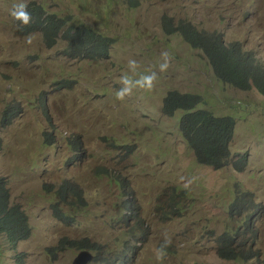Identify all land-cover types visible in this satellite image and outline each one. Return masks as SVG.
<instances>
[{"label": "rangeland", "instance_id": "374dc122", "mask_svg": "<svg viewBox=\"0 0 264 264\" xmlns=\"http://www.w3.org/2000/svg\"><path fill=\"white\" fill-rule=\"evenodd\" d=\"M17 2L0 0V120L8 106L21 110L7 127L0 124V176L7 178L11 201L29 216L32 233L16 245L0 235V264H21L19 258L25 264H72L96 243L104 256L117 249L123 264H264V215L252 232L229 216L237 191L251 192L264 206V98L218 81L199 50L162 27L167 17L199 32L222 33L264 63V0H22L25 7L42 4L114 38L109 56L96 59L64 55L62 37L47 47L38 31L21 34L10 15ZM162 51L169 56L160 71ZM129 58L138 61L133 77L152 70L157 76L151 88L117 99ZM172 90L199 95L198 109L235 118L230 150L235 160L248 155L244 171L196 161L178 128L183 113L162 112ZM45 133L53 135V144ZM74 140H80L79 153ZM102 167L113 172L111 181L97 173ZM66 181L77 184L87 201L69 224L54 218L55 196L47 190ZM173 192L184 195L171 217ZM123 215L139 216L146 233L133 235L136 222L123 224ZM238 226L235 243L248 241L244 247L254 256L219 259L218 237ZM62 239L89 244L84 250L59 247Z\"/></svg>", "mask_w": 264, "mask_h": 264}, {"label": "trees", "instance_id": "16d2710c", "mask_svg": "<svg viewBox=\"0 0 264 264\" xmlns=\"http://www.w3.org/2000/svg\"><path fill=\"white\" fill-rule=\"evenodd\" d=\"M26 10L30 14L29 21L21 23L17 20L21 27V34L38 31L47 47L54 46L62 37L66 43L62 53L69 58L96 59L109 56V51L115 42L111 36L100 33L87 23L77 21L71 16L64 17L49 12L42 4L36 2L27 5ZM162 27L166 35H178L191 48L202 51L212 74L218 81L239 91L254 90L264 98V63L256 57L254 52L245 50L240 42L226 43L221 33L199 32L189 22L180 21L176 25L167 17L163 18ZM42 103L44 106V102ZM201 103V97L197 94L172 90L163 100L162 112L170 117L176 112L183 113L178 128L199 164L217 170L232 165L236 171H244L248 166V155L244 154L235 160L230 150L236 126L235 118L230 115L217 116L207 109H198ZM20 111V108L15 105L8 106L1 116V126L7 127ZM45 141L48 144L55 142L53 135L49 133H45ZM71 145L77 153L81 151L80 140L71 141ZM2 148L3 138L0 136V150ZM79 157L81 155L77 154L73 158ZM97 173L109 180L113 177V172L104 167L99 168ZM118 182L121 183V181ZM47 190L49 193H54L55 196V200L51 204L53 216L64 224L75 222V213L81 212L87 207L83 190L71 181L60 184L57 189L50 187ZM183 195V193L173 192L168 202L172 210L171 217L179 213L180 208L178 207L183 204ZM263 215L264 206L255 201L251 192H236L235 198L229 206V216L233 222H244L245 229L252 232L253 222L258 221ZM239 218H241L240 221L236 222V219ZM131 219L136 222L134 228L130 229L133 235L146 233L142 226L143 220L139 216L123 215L119 221L128 226ZM241 229L242 226H238L218 237L217 252L221 259H251L254 256L251 247H244L248 241L240 246L235 243L241 237ZM31 233L32 226L29 216L19 204L11 201L7 178L0 176V235H4L16 245L17 242L29 238ZM63 240L60 241L59 247L66 244L69 247L84 250L86 249L84 244H89L87 239L73 240L72 242ZM234 243L236 248H234ZM94 247L100 250L97 245ZM49 251L54 253L53 249ZM17 261L25 264L20 258Z\"/></svg>", "mask_w": 264, "mask_h": 264}, {"label": "clouds", "instance_id": "9594fccd", "mask_svg": "<svg viewBox=\"0 0 264 264\" xmlns=\"http://www.w3.org/2000/svg\"><path fill=\"white\" fill-rule=\"evenodd\" d=\"M10 15L14 19L19 20L21 23H27L29 21V18H30V14L26 10V7H25L24 3L22 2V0H19V2L14 3L12 5V7L10 9ZM224 38H225V36H224ZM225 42L226 43H230L231 41L227 42L226 38H225ZM247 51H250V50H247ZM200 52L202 53V51H200ZM160 55L162 57V60L158 64V68H159L160 71H163L168 66V56H169V54H168L167 51H162ZM202 55H203V53H202ZM137 63H138V61L135 60L134 58H129L127 60V71H122L121 72V75L119 76V81L121 83V86L115 90V96H116L117 99H122L125 95L131 93L134 88L147 89V88H151L152 87V83H153L154 79L157 76V72L155 70L148 71V72H141L138 75H135V77H133L132 75L129 74V73H134L135 72ZM166 242L167 241H165V243ZM96 245L98 246V248L100 250H98L95 247H92L91 250L87 249L85 251V253L91 255V257H92V259L89 260V262L87 264H123V263H121L118 260V251H117V249L115 250V252L107 253L104 256L103 255V249L104 248L100 244L96 243ZM115 247H116V245H115ZM162 252H163L162 246L161 247H157V249H156L157 255L158 256L161 255ZM80 253H83V252H79V254ZM219 259H221V258L219 257ZM238 259H240V258H238ZM223 260H226V259H223ZM227 260H237V259H227Z\"/></svg>", "mask_w": 264, "mask_h": 264}, {"label": "water", "instance_id": "95a60500", "mask_svg": "<svg viewBox=\"0 0 264 264\" xmlns=\"http://www.w3.org/2000/svg\"><path fill=\"white\" fill-rule=\"evenodd\" d=\"M92 257L91 255L87 254V253H80L77 258H75L73 260L72 264H87L89 262V260H91Z\"/></svg>", "mask_w": 264, "mask_h": 264}, {"label": "bare ground", "instance_id": "6f19581e", "mask_svg": "<svg viewBox=\"0 0 264 264\" xmlns=\"http://www.w3.org/2000/svg\"><path fill=\"white\" fill-rule=\"evenodd\" d=\"M86 251V250H85ZM85 251H82L83 253H85Z\"/></svg>", "mask_w": 264, "mask_h": 264}]
</instances>
